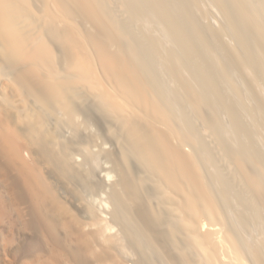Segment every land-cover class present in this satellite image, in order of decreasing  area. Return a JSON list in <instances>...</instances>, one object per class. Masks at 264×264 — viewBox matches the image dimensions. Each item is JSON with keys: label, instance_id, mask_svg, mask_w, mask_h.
Instances as JSON below:
<instances>
[{"label": "bare ground", "instance_id": "6f19581e", "mask_svg": "<svg viewBox=\"0 0 264 264\" xmlns=\"http://www.w3.org/2000/svg\"><path fill=\"white\" fill-rule=\"evenodd\" d=\"M0 187L74 264H264V0H0Z\"/></svg>", "mask_w": 264, "mask_h": 264}, {"label": "rangeland", "instance_id": "374dc122", "mask_svg": "<svg viewBox=\"0 0 264 264\" xmlns=\"http://www.w3.org/2000/svg\"><path fill=\"white\" fill-rule=\"evenodd\" d=\"M0 191L5 193V195L3 194V196L8 201H10L9 204L11 203L13 206V200H10L8 190L5 187H0ZM22 207L25 208V205H22ZM13 213L14 210L12 209L8 214L0 215V218L5 219H0V246H2V252L0 253V255L2 258L10 257L8 253L4 252V249L8 247L6 250L11 248L14 249L20 259L29 258L33 261L38 262L43 258L45 261H49L51 258H53L54 253H59L60 255L61 252V255H58L56 257L61 262V264H74L72 261L70 262V260L65 259V247L60 246V243H48L46 240L40 239V237L35 232L31 231L29 228H25L26 226L23 225V223H19L17 220H15V216L17 214ZM52 248H56V250H58L59 252L54 251L53 254H51L50 251L52 250ZM61 258L66 261L63 262Z\"/></svg>", "mask_w": 264, "mask_h": 264}]
</instances>
